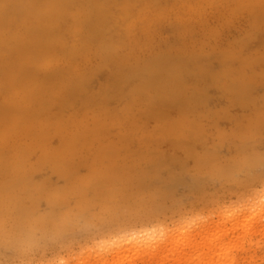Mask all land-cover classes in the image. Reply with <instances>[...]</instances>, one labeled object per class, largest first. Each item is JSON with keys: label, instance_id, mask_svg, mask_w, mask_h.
<instances>
[{"label": "rangeland", "instance_id": "obj_1", "mask_svg": "<svg viewBox=\"0 0 264 264\" xmlns=\"http://www.w3.org/2000/svg\"><path fill=\"white\" fill-rule=\"evenodd\" d=\"M34 1L0 0V264H264V0H66L32 49Z\"/></svg>", "mask_w": 264, "mask_h": 264}, {"label": "bare ground", "instance_id": "obj_2", "mask_svg": "<svg viewBox=\"0 0 264 264\" xmlns=\"http://www.w3.org/2000/svg\"><path fill=\"white\" fill-rule=\"evenodd\" d=\"M103 1H107V0H102V2ZM94 2H95L94 0H83L82 1L83 8H85V6H86V10L88 11V13H90L91 10L94 9V6H95V5H93ZM67 4L68 3H67L66 0H35L33 2V4H32V7H31V12H32V16H33L34 22L30 26L33 27V31L32 32L26 31L24 33H21V35L19 37L15 38V39H19L20 40L17 43H20L21 45L23 43L25 46L32 47V49H33L34 46H30L28 44L40 40L43 37L46 28L51 26V25H53L55 23L54 19H56L57 17H60V16L62 17V16L65 15L64 11H65V9L67 7ZM96 10L94 9L95 12H96ZM101 16H102V14H101ZM42 40H44V39H42ZM20 49H23V47H21ZM43 49H45V47ZM25 54H26V51H25ZM219 235H221V234H219ZM224 235L225 234L223 233L221 235V237L224 236ZM168 240H170V238H165L164 240L158 241L156 243L157 245H156V247L154 249L158 250V251L161 250L162 252H164L166 250L167 246H168V245H166ZM188 246L190 247V245H188ZM133 247L136 248V246H133ZM210 248L208 247V251H209ZM235 248H236V246H233L232 248H227L225 246V244L222 243L220 245V247L218 248V252H216L217 253L216 256L211 257L209 259L210 260V264H238V259H236L231 254V251H233ZM240 248H244V245L241 244ZM175 253H177V252L174 251V250H170L169 254L163 256L160 259L153 260V259L148 258L146 264H166V262L170 258L171 259L173 258V260L176 261L178 259V257H176ZM206 254L208 255V253H206ZM181 259L182 260H180L179 262H176V263L189 264L188 260L184 259V257L181 258ZM206 259H207V256L204 255V257L200 258L197 262H198V264H207V260ZM241 263H244V262H241Z\"/></svg>", "mask_w": 264, "mask_h": 264}]
</instances>
